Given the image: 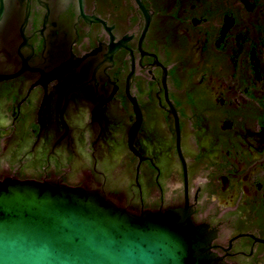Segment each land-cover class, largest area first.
<instances>
[{
	"label": "flooded vegetation",
	"instance_id": "1",
	"mask_svg": "<svg viewBox=\"0 0 264 264\" xmlns=\"http://www.w3.org/2000/svg\"><path fill=\"white\" fill-rule=\"evenodd\" d=\"M186 205L264 264V0H0V179Z\"/></svg>",
	"mask_w": 264,
	"mask_h": 264
},
{
	"label": "water",
	"instance_id": "2",
	"mask_svg": "<svg viewBox=\"0 0 264 264\" xmlns=\"http://www.w3.org/2000/svg\"><path fill=\"white\" fill-rule=\"evenodd\" d=\"M175 205L130 210L93 185L0 179V264H230Z\"/></svg>",
	"mask_w": 264,
	"mask_h": 264
}]
</instances>
